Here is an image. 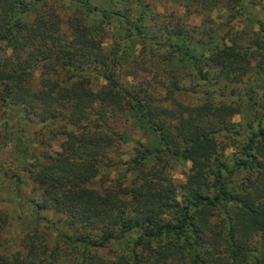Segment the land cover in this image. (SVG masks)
Segmentation results:
<instances>
[{
	"label": "trees",
	"instance_id": "obj_1",
	"mask_svg": "<svg viewBox=\"0 0 264 264\" xmlns=\"http://www.w3.org/2000/svg\"><path fill=\"white\" fill-rule=\"evenodd\" d=\"M244 2L0 0V264H264V22L240 27ZM123 122L151 141L121 164Z\"/></svg>",
	"mask_w": 264,
	"mask_h": 264
},
{
	"label": "rangeland",
	"instance_id": "obj_2",
	"mask_svg": "<svg viewBox=\"0 0 264 264\" xmlns=\"http://www.w3.org/2000/svg\"><path fill=\"white\" fill-rule=\"evenodd\" d=\"M138 0H125V2H127L130 5H134L136 6V2ZM146 3H148L149 6H151L153 9H155V11L157 13L166 15V14H170V13H176L177 15H185V0H144ZM95 2L101 6V7H105L107 6L106 2L107 0H95ZM243 11L240 13V15L237 17V21H238V25L244 29H252V28H256V25H254L253 23L249 24L250 21H248L249 19L246 17H250L252 18L254 21H262L264 22V10L261 8V6H255L252 7L251 4L249 3V0H245V2L243 3ZM224 13L222 12V10L220 8H215L212 12V17L214 18L215 21H220L221 19L223 20L224 18ZM248 19V20H247ZM197 21L196 18H191L190 19V23H195ZM235 121H239V117H235L234 118ZM119 129L122 131L127 132L130 135V139L131 141L126 143V144H122L120 145L119 149L117 151H115V153H112V157L115 161H119L121 164L123 163H127L133 156L134 154V149L136 147V143L138 142H142V143H149L151 141V138L149 137V135L146 137L145 135H143L141 132H138L136 130H131L129 125L127 123H120L119 124ZM14 153L13 147L10 145H3V151L0 152V158L1 161L3 162L4 159H8L9 161L11 160V158L13 157L11 154ZM227 154L231 153V151H227ZM7 164H5V166H7ZM190 166V164H184L182 162H172L171 163V170H170V176L173 178L174 183L177 186V195L178 198L181 199L183 192H184V186H185V175L188 172V167ZM124 166H120L119 167V175H123L124 174ZM115 175V174H113ZM1 181V179H0ZM11 186L9 185L8 182L5 183H0V194H6L7 196L10 195V191H11ZM23 195L25 196V198L31 199L33 197H37L38 193L35 192V190L32 187V184L29 183L27 185V187H25L22 191ZM4 208L7 209V205L5 204ZM28 214V212H27ZM29 221V218L27 217V223ZM9 230H7V236H9ZM123 247H121L118 244H114L112 246V248L109 250V252H103V255H107L110 256V254H114L117 253L119 251H122Z\"/></svg>",
	"mask_w": 264,
	"mask_h": 264
}]
</instances>
